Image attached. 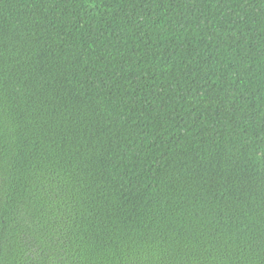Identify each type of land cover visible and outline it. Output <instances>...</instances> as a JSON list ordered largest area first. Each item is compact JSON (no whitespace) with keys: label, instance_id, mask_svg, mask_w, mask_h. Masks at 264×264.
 Returning <instances> with one entry per match:
<instances>
[{"label":"trees","instance_id":"16d2710c","mask_svg":"<svg viewBox=\"0 0 264 264\" xmlns=\"http://www.w3.org/2000/svg\"><path fill=\"white\" fill-rule=\"evenodd\" d=\"M0 264H264V0H0Z\"/></svg>","mask_w":264,"mask_h":264}]
</instances>
